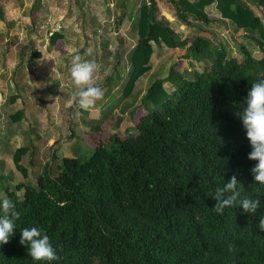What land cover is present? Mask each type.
I'll return each instance as SVG.
<instances>
[{
  "label": "trees",
  "instance_id": "16d2710c",
  "mask_svg": "<svg viewBox=\"0 0 264 264\" xmlns=\"http://www.w3.org/2000/svg\"><path fill=\"white\" fill-rule=\"evenodd\" d=\"M170 1L180 23L210 34L200 25L210 23L206 8L216 4L264 54V20L247 4L264 11V0ZM158 12L157 0L139 11L125 99L151 71L153 45L186 47L184 58L192 52L200 59L211 51L214 66L186 79L175 73L178 62L167 78L150 85L140 103L146 113L133 133L112 132L109 142H100L85 159L65 156L56 176L47 166L36 187L22 182L6 189L0 203L12 200L20 218L9 243L0 245V264H264V231L258 228L264 185L251 172L257 162L248 158L252 147L238 115L247 107L252 84L264 80V55L256 57L243 46L240 61L201 35L188 47V37L177 38ZM63 39L54 33L50 45ZM121 120L118 116L116 126ZM29 152L24 147L14 156L24 178L28 170L22 161ZM233 175L244 187L242 198L260 200L256 215L238 205L223 215L212 210L216 187ZM33 226L49 236L58 260L37 262L28 255L21 230Z\"/></svg>",
  "mask_w": 264,
  "mask_h": 264
},
{
  "label": "crops",
  "instance_id": "0c3cea01",
  "mask_svg": "<svg viewBox=\"0 0 264 264\" xmlns=\"http://www.w3.org/2000/svg\"><path fill=\"white\" fill-rule=\"evenodd\" d=\"M149 1L0 0V175H4L0 176L1 183L4 181V178L11 175L3 190H1L2 187L0 186V198L3 197L2 195L6 189L12 188L22 182L28 183L30 180V169L24 163L25 157L22 165L28 170V177L24 178L22 173L16 168L14 164L15 152L18 149L29 147L24 145V143L30 134V116L34 114L38 118H35L33 121H40L39 117L49 115L46 109L39 110L38 106H34L35 108L29 107V105H32V101H27L29 100L30 91L35 90L38 102L45 103L44 105L47 107L57 105L55 99H58L61 93L59 94L60 84H57L58 77H55L54 72L55 64L61 63L59 61L60 58L65 55L66 60L72 59L78 52V43L82 46L78 54L83 58L85 57V53H89L86 50H94L92 49L93 46H88L87 43H97L103 47L110 45L111 49L115 50L117 46V42L115 41L119 34L117 31L123 33L124 28H126L125 38L129 39L128 30L132 26L134 28L137 24L141 7L148 4ZM157 1L159 20L170 23L172 27L171 22L178 21L175 7L171 4L170 0ZM71 2H73L74 7L70 5ZM247 4L264 20V11L260 6L250 1H247ZM206 13L209 15L211 21L207 24L208 26H200L204 27L205 31H207V27L209 31L213 29L220 32L225 37V41L221 46H225L228 52L229 46H231L238 55L242 56L240 54L242 51L241 47L236 42L239 40L242 42L248 41L246 32L237 30L229 20L223 18L216 4L207 7ZM170 14L177 20L172 21L168 18ZM81 15L83 16L81 17ZM78 17H80L79 20ZM87 19L93 24L91 33H89L90 31L87 28L85 29V23H89ZM219 27L221 28L219 29ZM172 29L179 34L178 28L172 27ZM134 32L136 33V39L137 30H134ZM54 33L63 35L64 39L58 41L52 47L50 45V38ZM200 33L202 34L201 36H211L208 31L207 33L203 31ZM70 41V49H67V51L58 49L59 44L64 42L68 44ZM130 42L132 43L131 49L126 53L127 65L124 67L122 65L123 60L118 61L117 72L120 69L118 73L119 75L122 74L120 78L124 73H130L131 71L130 55L136 42ZM153 48L154 54L151 71L155 70L157 60L167 52L178 51L177 54L182 53L181 49H168L164 45H153ZM246 48L248 49V47ZM121 53L124 54V50L116 54ZM62 82H66V80ZM33 83H35V88H33ZM44 105L40 106L43 108ZM92 112L95 113V110ZM20 114H23V116L20 120H17ZM54 114L56 115V112ZM50 115H53V113ZM108 116L106 115L105 118L108 119ZM100 121L102 120L100 119ZM99 124L97 127H99ZM12 176L15 177V180L11 179Z\"/></svg>",
  "mask_w": 264,
  "mask_h": 264
},
{
  "label": "rangeland",
  "instance_id": "374dc122",
  "mask_svg": "<svg viewBox=\"0 0 264 264\" xmlns=\"http://www.w3.org/2000/svg\"><path fill=\"white\" fill-rule=\"evenodd\" d=\"M70 5L74 7L73 2H71ZM82 16L83 15H81V17ZM168 18H170L172 21L178 19L174 18L172 14H170ZM79 19L80 17H78V20ZM87 22L89 23H85V29L87 28V30L90 31L89 33H91L93 24L90 23L89 19H87ZM171 24L172 27L179 29V34L175 32L177 38L188 37L186 39L188 42V47L190 46V42L194 37L202 35L197 28L187 26L183 23L180 24L179 20L171 22ZM220 28L221 27H219V29ZM125 29L126 28H124L123 33L121 31H117L119 34L115 41L117 42L115 50L111 49L110 45L103 47L97 43H87L88 46L92 45V49L95 51L86 50L89 51V53H85L84 58L86 60L94 61L99 66V70L96 73L97 86L101 87L104 92V99L97 102L95 113L92 112L93 110L91 112H85L82 109H79L77 102L72 100V96L77 91V89L72 83L70 74L68 75L71 68L72 59L70 58L71 60H66L65 55L60 58L59 61L61 63L57 61L59 64H55L54 75L55 77H58L57 84H60L59 94L61 93V96H59L58 99H55V101H57V105L54 107H47L44 105L45 103L38 102L36 99L37 97L35 90L30 91L28 97L29 100L27 101H32V105L28 104L29 107L32 106V108H35L34 106H38L39 110L46 109L49 115L46 117H39L40 121H33L35 118H38V116H35L34 114L30 116V134L27 136V141L25 140L24 143V145L30 147V153L25 157L24 161L25 165L30 169V180L28 181V184L36 187L37 178L42 172H44L47 166L51 170L53 176L58 175V167L65 156L80 154L83 159L89 157L100 142H109L112 132L117 131L118 134L126 132H128V134H130L129 132L133 133L136 129L135 124L137 119L142 114L144 115L146 113L141 112L143 110H140L142 109L140 103L144 95L147 93L150 85L155 80H164L167 78L170 74V70L173 67L175 68V65H177L180 60L181 63L176 68L175 73L186 79L192 78L195 72L199 74L204 71L206 67L210 68L215 64L216 58L211 51L202 54L200 59L196 58L192 52L189 53L188 58H184L185 55H188L186 47L181 49V54H177L178 51L167 52L157 60L155 70L145 74L137 82L132 95L125 99L122 88L128 80L129 73H124L120 78L122 74L119 75L118 73L120 69L117 72V65L118 61L120 60H123L122 65L124 67L127 65L128 61L126 53L129 52L132 46L130 41L133 43L136 41V33L134 32L133 26L128 30L129 39L125 38ZM210 32L211 36L206 38H209L214 46L220 48L222 43L225 41V37L217 30L211 29ZM71 41L68 44L66 42L59 44L58 49L67 51V49H70L69 44ZM106 44L108 43L106 42ZM236 44L240 47L246 46L249 50H253L256 57L260 58L264 55L251 40H245L243 42L239 40L236 42ZM81 47L82 46H80L78 43V52L81 50ZM229 47V52L233 54V56L238 57L240 61H243V56L238 55L231 46ZM122 50H124V54H116L118 52H122ZM100 51L102 52L97 54ZM52 80H54V78H52ZM64 80H66V82H62ZM172 86L173 85L171 82H168V84L166 83L167 90H171ZM33 88H35V83H33ZM40 105H44L43 108ZM134 109L135 116L134 114H131ZM54 112H56V115ZM51 113H53V115H50ZM77 113H79V115H77ZM106 115H109L108 119L105 118ZM118 116H121L122 123L119 126H116ZM100 119L102 121L99 122ZM98 124L99 127H97ZM10 176L4 178L2 183L0 181V186L2 187L1 190H3L7 184ZM11 179L15 180V177L12 176ZM13 189H15V187H13ZM2 196L5 197L6 195L3 193Z\"/></svg>",
  "mask_w": 264,
  "mask_h": 264
},
{
  "label": "clouds",
  "instance_id": "9594fccd",
  "mask_svg": "<svg viewBox=\"0 0 264 264\" xmlns=\"http://www.w3.org/2000/svg\"><path fill=\"white\" fill-rule=\"evenodd\" d=\"M98 70L99 66L94 61L86 60L79 54L72 57L70 77L77 89L72 100L76 101L79 109L85 112L96 110L97 102L104 99L103 89L97 86L96 73ZM246 104L247 107L238 115L252 147L248 158L257 162L251 172L254 180L264 185V80L252 84ZM243 189L236 175H233L229 182L216 187L213 197L216 203L212 210L223 215L225 209L238 205L245 213L256 215L261 202L259 199L242 198ZM19 218L20 213L17 211L16 204L10 199H3L0 203V245L9 243L15 231V221ZM258 228L264 231V216L259 218ZM20 243L27 248L28 255L34 261L51 262L59 259L49 236L44 234L40 228L33 226L22 229ZM233 250L234 245L229 244L228 251Z\"/></svg>",
  "mask_w": 264,
  "mask_h": 264
},
{
  "label": "built area",
  "instance_id": "2783aa9c",
  "mask_svg": "<svg viewBox=\"0 0 264 264\" xmlns=\"http://www.w3.org/2000/svg\"><path fill=\"white\" fill-rule=\"evenodd\" d=\"M58 28H60V27H58Z\"/></svg>",
  "mask_w": 264,
  "mask_h": 264
}]
</instances>
